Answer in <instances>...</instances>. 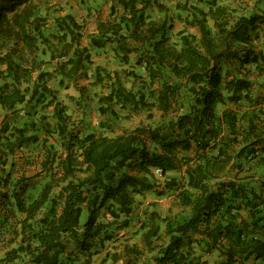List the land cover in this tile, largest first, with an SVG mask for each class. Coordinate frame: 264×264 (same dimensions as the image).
<instances>
[{
  "label": "trees",
  "instance_id": "trees-1",
  "mask_svg": "<svg viewBox=\"0 0 264 264\" xmlns=\"http://www.w3.org/2000/svg\"><path fill=\"white\" fill-rule=\"evenodd\" d=\"M38 1L0 0V109L23 103L32 117L29 127H0V238L8 235L12 244L4 252L10 263L89 264L113 237V222L100 220L99 210L112 221L125 219L135 195L162 184L155 191L172 189L188 212L162 217L163 226L150 220L148 255L139 259L140 251L126 246L118 264H206L201 257L212 252L219 253L217 264H264V176L237 173L246 162L264 164V95L251 90L257 76L264 83V5L237 12L222 0H198L204 8L173 0L177 9L189 5L185 22L198 35L178 30L169 42V24L147 9L159 0H109L107 16L97 18L82 44V24L71 13L57 14L54 30H45ZM105 43L125 59L135 53L142 87L133 90L117 72L94 64L92 83L106 87L97 96L98 111L117 114L115 105L151 116L155 106L163 120L110 136L74 130L49 80L74 81L93 63L91 49ZM50 60L52 71L43 67ZM153 82L152 101L142 88ZM35 106H51L53 123ZM39 117L45 121L39 124ZM37 124L48 135L60 134L62 151L56 155L48 146L47 174L31 195L24 176L11 182L6 165L26 142L38 141ZM126 165L138 174L122 171ZM73 243L78 252L63 255Z\"/></svg>",
  "mask_w": 264,
  "mask_h": 264
},
{
  "label": "rangeland",
  "instance_id": "rangeland-1",
  "mask_svg": "<svg viewBox=\"0 0 264 264\" xmlns=\"http://www.w3.org/2000/svg\"><path fill=\"white\" fill-rule=\"evenodd\" d=\"M194 1L198 6L204 8L205 4L198 0H186ZM223 2L229 4V6L234 7L239 11H245L247 8L251 7H261L264 5V0H222ZM160 6L157 8L154 6L148 7V12L151 14L152 19L164 20L166 24H169L170 31L169 42H175L179 35L176 34L178 30H185L186 32H192L198 35V30L195 27L187 25V13L190 11L183 8L189 6L188 4L181 9H177L174 6L173 0H159ZM179 2H181L179 0ZM182 4V3H180ZM39 7V12L45 17V30H54L53 19L57 14L71 13L72 16L82 24V32L84 37L81 39L82 44H86L87 36L90 32L95 29V22L97 18H105L109 11V0H39L37 2ZM186 21V22H185ZM113 45L110 43H105L102 48H92L91 55L93 63L87 65V72L82 73L77 76V78L69 81H64V84L58 85L55 77L49 80V84L57 89V97L63 102L66 108V112L69 115V123L73 125L74 130L81 136L87 132H94L96 135H117L125 132L126 130L133 129L134 127L140 125H155L156 123L163 120L160 116V111L152 106L150 110L152 115H148L147 110H132L130 108L118 109L115 105L114 108L117 110V114H106L100 113L97 109V96L100 92H105L106 87L102 83H92V78L90 72L94 67V64H98L107 71H115L118 73L123 84L131 87L135 90L138 87H142L140 79L137 78L138 73H143L142 64L139 66L135 61V53H129L128 58L121 57L120 54L114 53L112 49ZM55 60H50L46 62L43 66L48 70H53ZM130 70H134L132 75ZM55 76L54 74H52ZM143 90L146 93H150L148 96L149 100H152L153 93L156 92L157 83L153 82L150 86L144 85ZM81 90L79 91V89ZM150 88L151 91H148ZM251 90L253 94L258 97L264 95V83L262 78L257 76L254 80ZM37 114L44 113L47 119L53 123V119L50 118L51 106H47L44 109H40L39 106ZM249 107L245 105L244 108ZM26 106L20 104L16 106L15 110L4 111L0 109V127L2 124L8 123L9 126H31L28 120H31V116L24 112ZM173 112H169L165 119L170 117ZM38 115L35 116V118ZM39 117V124L44 122L45 119ZM40 130H37V142H32L31 140L26 142L21 148L17 149L12 157L8 158L6 165V170L10 172L9 179L11 182L20 176H24V183L30 184L28 191L31 195H35L38 191L39 186L44 180L47 171L45 167L46 162H42L43 156H46L48 152V146L51 150L55 149L56 155H59L62 151L61 141L62 138L60 134L46 133L47 129L42 128L40 125ZM30 134L34 131L29 130ZM1 133V132H0ZM47 136V139H45ZM11 160L13 163L10 164ZM122 171L133 172L138 174L135 167L126 165ZM156 173V172H155ZM238 176L250 175L254 178L264 176V164L260 165L254 161L246 162L242 165L241 169L237 172ZM175 174L178 176L180 173L178 171H173L169 175ZM119 175V174H117ZM158 181L160 182L162 178L159 173H156ZM255 184V183H253ZM31 185L33 186L31 188ZM162 184L154 185L149 190L144 191L141 195L134 196V204L132 211L123 219L124 216L121 215L119 219L112 221L110 215L105 212L104 208L99 210L100 220L108 223H112L110 229L113 231V237L104 243V247L96 254L90 257L89 264H118L122 259L126 257V246L133 247L140 251L139 259H142L145 255H148V248L144 242V234L147 228L150 226L152 219L160 220L161 225L163 222L161 218L164 216H176L187 213L188 208L180 206L179 199L176 196L175 191L172 189H163V194L159 195L155 189L161 190ZM56 190V189H55ZM55 190L53 192H55ZM154 210L155 213H152ZM154 214V215H153ZM242 216L246 215V212L242 211ZM8 235L0 238V264H11L10 257H5L4 252L8 250L12 244L7 242ZM3 238V239H2ZM159 240H154L153 244H157ZM196 246V245H195ZM197 248V247H196ZM78 252V247L75 243L69 244L63 255ZM115 253L119 255L120 258L114 261L113 256L109 253ZM200 252V251H197ZM203 253V252H202ZM62 255V256H63ZM217 255V256H216ZM78 258L80 262L83 260V256L78 253ZM207 260L206 264H217L220 260L219 253H204L201 260ZM17 264H32L23 259H14ZM19 260H22L20 263Z\"/></svg>",
  "mask_w": 264,
  "mask_h": 264
},
{
  "label": "built area",
  "instance_id": "built-area-1",
  "mask_svg": "<svg viewBox=\"0 0 264 264\" xmlns=\"http://www.w3.org/2000/svg\"><path fill=\"white\" fill-rule=\"evenodd\" d=\"M155 172H156V173H159V169H156Z\"/></svg>",
  "mask_w": 264,
  "mask_h": 264
}]
</instances>
